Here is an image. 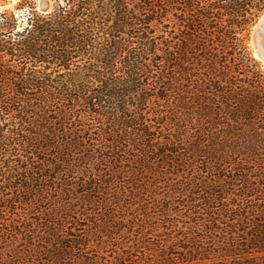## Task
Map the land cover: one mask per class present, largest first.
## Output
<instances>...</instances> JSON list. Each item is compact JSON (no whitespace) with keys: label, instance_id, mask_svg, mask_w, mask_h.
Returning a JSON list of instances; mask_svg holds the SVG:
<instances>
[{"label":"trees","instance_id":"trees-1","mask_svg":"<svg viewBox=\"0 0 264 264\" xmlns=\"http://www.w3.org/2000/svg\"><path fill=\"white\" fill-rule=\"evenodd\" d=\"M52 1L0 37V264H264V0Z\"/></svg>","mask_w":264,"mask_h":264},{"label":"rangeland","instance_id":"rangeland-1","mask_svg":"<svg viewBox=\"0 0 264 264\" xmlns=\"http://www.w3.org/2000/svg\"><path fill=\"white\" fill-rule=\"evenodd\" d=\"M38 3L39 0H0V17L3 14L8 16L14 15L15 19L17 20V23L10 25L9 22L6 23L7 21H4L0 18V37H3L2 34H16L17 32L22 31L24 28H26L28 24V18H30L34 11L39 12ZM263 14L264 11L259 16L256 23L263 16ZM256 23L250 28L249 32L247 33L248 45L253 55L254 46L252 43V37Z\"/></svg>","mask_w":264,"mask_h":264},{"label":"water","instance_id":"water-1","mask_svg":"<svg viewBox=\"0 0 264 264\" xmlns=\"http://www.w3.org/2000/svg\"><path fill=\"white\" fill-rule=\"evenodd\" d=\"M38 8L40 13H50L53 9L52 0H39ZM252 43L254 57L264 65V14L256 23Z\"/></svg>","mask_w":264,"mask_h":264},{"label":"bare ground","instance_id":"bare-ground-1","mask_svg":"<svg viewBox=\"0 0 264 264\" xmlns=\"http://www.w3.org/2000/svg\"><path fill=\"white\" fill-rule=\"evenodd\" d=\"M14 1V0H13Z\"/></svg>","mask_w":264,"mask_h":264}]
</instances>
